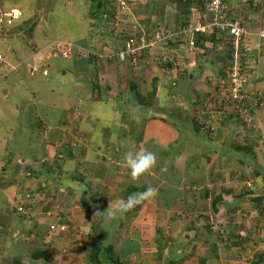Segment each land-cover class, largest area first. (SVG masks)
<instances>
[{
  "label": "rangeland",
  "instance_id": "rangeland-1",
  "mask_svg": "<svg viewBox=\"0 0 264 264\" xmlns=\"http://www.w3.org/2000/svg\"><path fill=\"white\" fill-rule=\"evenodd\" d=\"M124 1L127 2L126 8L128 9L127 13L129 15L121 18L119 22L117 20H112V14L114 12H119L122 7L116 3V0H0V4L3 7L11 8L21 6L19 18L10 23L6 22L5 26L0 30L4 38H0V53L5 57V50L10 51L13 49L11 47L12 45H15L16 48L14 50L18 52H25L28 50L31 58H33V53L39 51L42 57L41 61H38L39 58L32 59V65L39 66L41 64V72L43 71L46 73L43 65L44 63H41L43 60L51 63L69 62V58L49 59L53 58L48 54L50 53L49 47L54 42L70 41L67 39L75 41L79 39L76 34L82 32V34H86L84 36L87 44H90L89 46L87 45L88 50L101 51L105 49L108 53H112L122 46L124 39L129 37L130 34L136 38L142 33L141 30H145V32L147 30L149 33L152 29L157 27L168 28L180 26L184 17L192 13V10L188 9L189 4L185 0ZM232 3L236 5L234 0ZM238 4L239 8L237 7V10H235L237 15L249 26L253 28L256 27L260 21L258 3H256V1L254 2V0H239ZM22 6H24V9ZM249 15H251V17H248ZM119 17L122 16L119 15ZM65 26H69V29H66V36L61 35V30ZM105 47L109 48L107 49ZM3 48L5 49L4 51ZM216 52L217 51L209 52V58L205 60L206 64L204 63L203 66L201 65L202 70L198 73L199 76H197L198 79L196 80H190L187 71H184V75L178 73L175 64L169 61L164 62L162 59H153L152 57L158 55L157 50L153 51L151 54L152 57L146 56L143 62H138V64H140L139 66L137 65L138 69L130 64L120 63L117 59H103L105 64L99 65L101 67L100 70H104L106 66L107 70L105 69V75L100 77L99 82H101V88L97 84V87L94 88L95 90L93 89L95 100H103L102 97H104V99L111 101L113 108L116 105L114 108L115 114H117L118 109L123 108L122 103L125 101L127 102L124 103L125 108L124 111H122V114L125 116L122 118L120 124L123 126L119 127L116 134L112 136V146L103 150V154H101L103 160L101 158V160L91 159L95 162L100 161L101 165L95 168L93 167L94 164L91 162L92 167H90L89 172L86 173L88 177L86 190L88 191H86V195L84 193L80 194L83 196L81 205L88 209V222L90 223L91 232L92 234L94 233V235L97 233L95 238L92 239V241H94L97 238V243H95V241L90 242L91 239L87 241V245L90 244L92 250L95 246H97L96 248L99 247V249H101L103 244H105L106 247L108 246L106 242L109 237L100 236L98 232H103V223H105L107 232L111 233V225L115 221L114 219L109 220L105 214L107 208L113 204L107 207L103 205L104 202L114 201L115 199L111 197L107 200L106 195L104 197L99 196L97 199L95 198L96 194H94V188L97 185L95 177L97 178L100 173H104L103 175L106 177L104 179L106 180V174L109 169H112V173H115L117 176L128 178L131 173L128 167H124L126 166L124 163L125 155L144 149L148 150V139L144 142L146 138L156 137L158 139V137H161V139H163L167 134H171L172 131L175 137H173L171 141L168 140V143L163 145H155L157 147L156 151L152 150V152H156L155 155L157 157L154 167L158 170L154 172L155 175H158L161 179H187L188 182H185V185H188L190 180H192V183H199L200 181L198 182L196 179L198 177H201L203 180L207 178L208 180H206L203 187L213 192L212 196L219 190L220 184L225 183L226 185H230L228 189L226 188L229 194L231 192L233 193L235 190L238 195V190H240L239 194L246 195L247 197L244 204L253 205V208L246 207V209H239L237 207L234 211L236 213L238 212L237 210H242L240 215L244 218L242 224L244 223L245 225L247 223L248 225L251 222L252 225H256L257 222L264 220V217H262L264 216V50L257 52V58H261H259L260 64H258V68L256 69L258 73H256L255 76H257L256 78L255 76L253 77V81L249 86L248 91L251 95V99L246 103L247 107L245 109L240 106V104L233 106L224 101H219L220 95L214 82L221 79V75L225 72L226 65L222 55ZM81 53L85 56L87 55L85 51H81ZM26 55H23V57L21 56V59H25L24 57H26ZM89 56L93 57L95 60L97 59V55L89 53ZM19 58L20 57H16L15 60L13 58H9L8 60L7 58V60L12 64L17 62L21 63L17 70H19L22 75H25L24 79H26L27 66H31L30 60L23 62ZM178 58L179 55L177 56V59ZM213 58L215 60L217 59L220 63L216 62V64L211 65ZM7 60L6 62L8 63ZM174 60L178 62L176 57ZM0 66H5V63ZM32 68L31 66L30 70H32ZM80 69H82V67ZM8 70L15 71L16 69L11 70L6 66L3 67L2 71L6 72ZM84 70L86 73L88 72L87 69ZM11 76H14V73L10 74V76L6 75L0 80V85H4L3 89H8L6 99L2 100L0 97V138L3 134L7 135V129L12 121L10 115L5 113L7 110L6 105L8 104L10 107L16 108V106L22 105V103L17 102V99L24 96L23 99L27 100L28 103L26 106H21L20 111L17 112L20 117L18 123L34 126L31 129L33 132L30 133V135L35 136L33 140L35 144L32 149L33 152L29 154V156L18 158L16 156L14 157V153L17 152V146L15 144L17 137L15 139L11 134V138L15 141L13 143L9 140L10 142H8L7 139V142L3 145L5 150H3L4 147L1 146L0 142V154L3 150L5 155L2 157L8 155L6 163V159H0V163L3 162L6 168L4 170L5 172L0 171V185L7 186L4 184L6 179L4 175H8L11 170H14L19 165V173H22L20 175L21 181H15L16 184H18L16 186L18 194L29 193L30 196H32L29 200L31 201V198L34 197V200L37 201L38 204L39 201H46L47 199L43 198L42 200H37V198H35V193H45L42 190L49 188L52 201L62 206L65 204L66 199L70 201L75 199L74 195L69 193V191H71L69 184L73 181L69 179H71V176L74 177V174L67 177L63 172H60L64 168L62 169L55 165L52 166L50 164L52 161H50L49 158L46 159L44 156H36L34 152L37 151L36 147L39 148L41 146L40 148L42 149L43 147L44 150L45 146H48L49 149H47L46 154L48 157L54 158L53 160H55V162L60 161L64 154L67 157H71L74 164L79 162L80 159L82 160V157L85 156V151L83 149L86 148L79 147V143L85 141V135H88L86 129L84 131L81 129V127L84 126V124L82 125L81 123L83 114L78 116L75 125L71 128L73 131L70 132L71 137L79 132L77 145L75 147L73 144L65 146L66 143L64 142H66V139L58 141L56 137L49 133V131H51L48 128L49 125L56 123L54 116H52L53 114L43 118V111L37 113L38 116L35 113L37 112L35 106L38 107L39 99L46 101L48 98L49 93H47V86L43 85L45 92L43 90L41 92V89L39 90L41 87H38V89L35 88L36 84L34 87L30 86V80L27 84H24L25 86L20 84V82L18 83L17 80H15L16 82L13 84L10 79ZM86 76L87 83L84 82L85 86L90 82V76ZM33 80L34 79H31V81ZM103 82L109 83L111 89L103 84ZM53 85L60 86V84L56 83ZM15 86L20 89L17 90ZM3 89L0 90L2 91ZM101 90H105V92L102 93ZM35 100H38L37 104H35ZM115 102L116 104H113ZM40 108H43V105H41ZM44 108L46 107L44 106ZM140 111H143L145 116L149 117L152 115L153 117H151L148 122L142 123L139 119H142V113ZM34 113L35 115L32 116ZM109 114L110 103L104 101L101 106L94 103L91 109H89V114L87 112L85 113V121L89 116V119L94 122V125L92 123L87 124L89 126H95L96 118L100 128H102V125L108 123ZM130 115L133 116L130 117ZM16 119L17 117L14 116V122H16ZM170 122L172 125L171 127L169 125ZM75 126L76 132L74 130ZM18 127L13 128L17 133L22 129ZM108 127L109 126H105L104 128L105 134L103 136L106 140H110L111 136V131H109ZM69 130L70 127L68 128V131ZM20 134H24V132ZM15 136L14 134V137ZM69 137L70 136H68V138ZM3 141H5V139H3ZM100 141L101 140L98 142L100 143ZM60 144H62L61 147ZM73 147L74 149H72ZM18 152H20V149ZM59 153H61V156ZM178 156L179 159L181 158V162L178 161L175 166L172 163L170 164L173 158H177ZM11 159L12 162H10ZM16 162L17 166H15ZM50 165L52 166L51 170ZM106 165H110V167ZM52 169H54V171H52ZM175 169L180 172L181 175H179L181 178L176 175L172 176ZM214 174H220L218 179L216 178V182H214V179H210ZM1 175L3 177H1ZM91 181L94 182L93 185L90 184ZM110 183L112 182L110 181ZM248 183H250V185H247ZM101 187L100 189H96V193L102 190L104 186ZM109 189L110 186L107 185L105 190ZM111 190L116 192V194H124L125 196L132 191L129 186L126 188L123 186V181L118 184L113 183ZM106 194L108 195V193ZM92 196L93 198L91 199ZM17 197L20 196L18 195ZM93 199V203H90V200ZM95 200H98V203L102 206L95 207L93 205L95 204ZM32 204H34L33 200L32 203L30 202L29 208H31ZM38 205L40 206L41 204ZM138 206L139 205L130 212L125 213L122 217L118 216L116 219L124 222L129 221L128 226L131 225L133 219L136 223H139L138 220H142V213L138 210ZM40 208L41 207H38L37 210ZM3 209H5V213L0 215V223L4 222L7 225H0V237H2L6 243L9 241L10 243L8 245L5 243V245H7L6 251H2L3 248L0 242V253L2 252L3 255L11 257L19 255L32 256L35 250L29 245L21 247V241L20 243L14 241L15 243H13L11 233H9L10 230L8 229V226L11 225V221L9 220L10 215H15L17 220L23 215H20L17 209L13 211L12 204L3 207ZM233 209L234 208L230 207L228 211L234 213L232 212ZM178 211L179 213L175 214L177 218L181 217V211ZM145 214L149 216L150 214L155 215L157 213ZM158 214L160 218L167 219L168 222H166V226L171 224V217L169 214ZM68 218L69 216H67L65 212L64 214H60L59 212L57 216L60 223H67L66 220H68ZM237 219L238 217L235 220ZM132 228L131 230H126V232L137 231L136 226ZM167 229L168 227L159 231L156 230V235L159 232L167 236ZM18 232L20 234V231ZM22 233H24V231H22ZM214 233H216V236L217 234H221V237L223 235V238L225 236L220 229H216ZM28 234L30 235V233ZM29 235L26 234V236H23L24 238L22 237L21 239H23V242H28L32 245L33 243L31 240L26 241V237H31ZM217 238L220 241V237L218 236ZM100 240H102V243H100ZM151 246L155 247L156 250L149 248L148 253L151 251L153 256H158L160 251H162L161 246H155L154 242L151 243ZM91 251H89V254ZM108 254L110 255L111 252ZM257 257L258 256H252L250 263H252V259L254 258L253 263L264 264V256H261L259 259ZM255 258L257 260H255ZM13 261L14 258H12V262L7 264H14Z\"/></svg>",
  "mask_w": 264,
  "mask_h": 264
},
{
  "label": "crops",
  "instance_id": "crops-1",
  "mask_svg": "<svg viewBox=\"0 0 264 264\" xmlns=\"http://www.w3.org/2000/svg\"><path fill=\"white\" fill-rule=\"evenodd\" d=\"M22 7L24 9V6ZM7 8L8 7H3L0 4V9L3 10ZM18 8L21 10V6H19ZM248 17L251 16L249 15ZM187 19L184 17L183 21ZM66 29H69V26H65L62 28L61 35L66 36ZM84 35L86 34H82V32H79V34H76L79 39L75 41L72 39L67 40H72L74 43L76 42L75 44H77L81 48H87V45L89 46L90 44H87ZM1 37L3 38V34L0 32V38ZM11 47L13 48H10L12 51H6L3 48V51L5 50L4 53L6 54L5 57L1 53L6 60L7 58L8 60L9 58H13L15 60L16 57H20L19 59H21V56L23 57V55L27 54L26 57H24L25 59L21 60L23 62L30 60L31 66L33 68L32 70H30L31 66H27L28 68L26 70V79H24L25 75H22L19 70H8L6 72L2 71L3 67H6L5 65L0 68V80L4 78V76H10V74L14 73V76H11L10 78L13 84H15V80H17L18 83L20 82V84L24 85L25 83L27 84L30 80V86L34 87V85L36 84L35 88L38 89V87H41L39 88V90L41 89V92L42 90L44 91L43 85L47 86V93H49L48 98L46 99V101L39 99L38 107L35 106V110L37 111L35 113L37 114L43 111V118H46V116L53 114L52 116H54V120L56 121V123L49 125L48 128L51 130L49 131V133L50 135L56 137L58 141H60L61 139H66V142H64L66 143L65 146L73 144V146L75 147L77 145V140H79L77 139L79 132H77L75 136L72 137L70 132L73 131V129L71 128L75 125L79 115L83 114L81 123L82 125L84 124V126L81 125V129L83 131L86 129L88 135H85V141L79 143V147L86 148L83 149L85 151V156L82 157V160L80 159V161L75 164L73 162V159L71 157L65 156V154L62 155L63 158L60 161L55 162V160H53L54 158L48 157V155L46 154L47 149H49L48 146H45L44 150L43 147L42 149L40 148L41 146L39 148L36 147L38 152H34L36 153V156H44L46 159L49 158V160L52 161V163H50L52 166L55 165L62 169L64 168L60 172H63L64 175H67V177H70V175L74 174V177L71 176V179H69L73 180L72 183L69 184V187H71V191H69V193H72L75 199L72 201L66 199L65 204H63L62 206H59V204H56L52 201L50 197V189L48 188L42 190L45 193H35V198H37V200H42L43 198L47 200L39 201L38 204H41L39 206L37 204V201H35L33 197L31 199L33 200L34 204H32L31 208H29L30 202L32 203V200L30 201L29 198L32 196H30L29 193L18 194V191L16 189V186L18 185L16 184V182L17 180L21 181L20 175L22 174L21 172L19 173L20 167L19 165L17 166V162L16 165H14L17 166L18 169L15 168L14 170H11L8 175H4L6 178L4 184H6L7 186L0 185V215H2V213H5V209H3V207H6L9 204H12L13 211L17 209L18 206H24L27 209L26 213L20 214L23 216L18 220L16 219L15 215L9 216L11 225L8 226V229L10 230L9 233H11V239H13V243H15L16 241L20 243L21 241V247L24 245H29L35 250L34 252L40 251L47 253V255L50 256V259L46 260L44 257L35 258L33 255H19L11 257L3 255L1 252L0 264H7L9 262H12V258H14V264H255L253 263L254 258L252 259V263H250L252 256H258V259L261 258V256H264V220L257 222L256 225H252L251 222L248 225L247 223L244 225V223L242 224L244 218L240 216L242 210H237L238 212L236 213L234 212L237 207L239 209H246V207L253 208V205L251 204H244V201L247 200V197L246 195L239 194L240 190H238V195L236 194L235 190L233 193L231 192L229 194L227 189L228 187H230V185L222 183L219 185V190L215 193L214 196H212L213 192H210L205 187H203L206 180H208L207 178L203 180L201 179V177H198L196 179L198 180V182L200 181L199 183H192V180H190V185H185V182H188L187 179H182L180 176V172H178L176 169L175 172H173L172 176L176 175L177 177H180L181 180L178 178L180 180V183L179 180L176 179H161V177L155 175L154 172H156L158 169L154 167L148 172L141 175L139 178H133L131 174L128 178L117 176L115 173H112V169H109L110 173L108 171L109 174H106V180L104 179L106 178L103 175L104 173H100L97 178L95 177V181L97 184L94 188V194H96L95 198L97 199V197L99 196L104 197L106 195L107 200L111 197L115 199L114 201L104 202L103 205H105V207L111 204H113L111 206L114 207L119 199L126 198L131 193L143 191L148 187L155 188L157 190V195L138 206V210H140V212L142 213V220H138L139 223H136L133 219L131 225L128 226L129 221L124 222L119 221L118 219H114L115 221L111 225V233L107 232L106 224L103 223V232L100 231L98 233L100 236H106L107 238L109 237L106 242L108 246L106 247L105 244H103L101 249H98L96 253L97 259L91 260L89 251H91L92 249L90 247V244L87 245V241L88 239H91L90 242L95 241V243H97V238L92 241L97 233L94 235V233L92 234L91 232L90 223L88 222V209L81 205L83 196H81L80 194L84 193L86 195V191H88L86 190V182H88L86 173H88L90 167H92L91 162L94 164L93 167L95 168L96 166L99 167L101 165L100 161L95 162L91 159H102L101 154H103V150L107 147L112 146V136L116 134V131L119 129V127L123 126L120 123L122 121V118L125 116L122 114V111H124V103H126L127 101L122 103L123 108L118 109L117 114H115L114 108L116 107V105L113 108L111 105V101L104 99V97H102L103 100H95L94 88L97 87V84L101 88V82H99L100 77H103L105 75V69L107 70V66L104 68V70H100L101 67L99 65L105 62L103 61V59L97 58L98 60H95L93 59V57L89 56V54L85 56L81 53L80 49L79 53H76L74 56L68 57L69 62L64 61L63 63H51L49 61L45 62L46 60H43V62L41 63H44V69L46 70V73H44L43 71L41 72V64H38L39 66L32 65L33 61L28 50L25 52H18L14 50L16 48L15 45H12ZM105 48L108 49L109 47ZM102 51L107 53L105 49H102ZM188 55L192 59H195V64H197V66L193 69L191 75H188V78L190 80H196L198 79L197 76H199L198 72L200 73L202 70L201 65L203 66V63H206V61L203 62V56L201 57L198 54ZM206 56L207 58H209V53L206 54ZM41 58L42 57L39 56L38 61H41ZM59 58L62 57H53L49 59L55 60ZM185 60L189 62V57ZM216 62L220 63L217 59L215 60L213 58L211 65L216 64ZM17 64L20 65L21 63L17 62ZM81 67L83 70L80 69ZM9 69L11 68L9 67ZM84 69L88 70V74ZM178 73L184 75L183 72L178 71ZM86 75L90 76V82H88L87 86H85V83H87L85 78L87 77ZM31 79L34 80L31 81ZM54 83L60 84V86L53 85ZM103 84L110 88L109 83L103 82ZM3 87V84L0 85V89H3ZM16 89L19 90L20 88L16 87ZM101 92L104 93L105 90H101ZM7 94V88L3 89L2 91L0 90V97L2 100L6 99ZM23 97L24 96L17 99V102L22 103V105L20 104L16 106V108L12 106L10 107V105L8 104L6 105L7 110L5 111V113H8L7 115H10L12 121L11 125L7 129V135L3 134V136L0 138L1 146L4 147L3 145L7 142V139L8 142L11 141L14 143L15 140L13 138L16 139L17 137L15 141L17 152L14 153V157L16 156L18 158L29 156V154L33 152L32 149L34 148L35 144V141H33L35 136L30 135V133L33 132V130L31 129L34 126L18 123L20 117L17 112L20 111L21 106H26L28 103L27 100L23 99ZM104 101L110 103L108 123L102 125L103 127L100 128L98 120L95 118V126H89L87 123H92L94 125V122L89 119V116L85 121V113L87 112L89 114V109H91L94 103L101 106ZM35 102V104H37L38 100H35ZM113 104H116V102ZM41 105H43V108H40ZM44 106L46 108H44ZM111 107L113 111L111 110ZM140 112L142 113L143 120L139 118L138 115L137 117L142 123L148 122L150 118L153 117L152 115L149 117L145 116L143 111ZM35 113L32 114V116L35 115ZM14 116L17 117L16 122H14ZM132 116L133 115H130V117ZM169 125L170 127L172 126L171 122ZM18 126H20L25 131H23L22 129L18 133L14 131L13 128ZM105 126H109L108 129L109 131H111L110 140H106V138H104L103 136L105 134ZM69 127L70 130L68 131ZM75 129L76 126L74 130ZM76 131L77 130H75V132ZM21 132H24V134H20ZM11 134L13 138H11ZM14 134L16 135L15 137ZM68 136L70 137L68 138ZM173 137H175V134L172 131L171 134H167L166 137H163V139H161V137H158V139L156 137H148L144 142H146L148 139V150L152 152V150L156 151L157 147L155 145H163L165 143H168V140L171 141ZM3 139H5V141H3ZM99 140H101L100 143L98 142ZM61 146L62 144H60V147ZM74 147L72 149H74ZM19 149L20 152H18ZM3 150H5V147L3 148ZM3 150L0 154V159H6V163L8 155L2 157L5 155ZM155 151L153 153H156ZM59 154L61 156V153ZM178 161L181 162V158L179 159V156L177 158H173L170 164L172 163L175 166ZM10 162H12V159ZM2 165L3 162L0 163V171L5 172V164L3 166ZM51 165L50 170L52 168ZM106 166L110 167V165ZM124 167L127 168V166ZM52 171H54V169H52ZM219 175L220 174H214L212 175L213 177H210V179H214V182H216V178L218 179ZM1 177L3 176L1 175ZM110 181L112 183H110ZM121 181H123V186H125V188L129 186L132 189V191H130V193H127L126 196L124 194H116V192L113 191L114 188L113 190H111L113 183L118 184ZM93 183L94 182L91 181L90 184L93 185ZM107 185L110 186L109 190H105ZM101 186H104L103 189L97 191L96 193V189L102 188ZM106 193H108V195ZM18 195L20 197H17ZM93 196L91 197V199L93 198ZM93 201L94 199L90 200V203H93ZM37 205L38 207H41L39 210H37ZM93 205L95 207L102 206L98 203V200H95V204ZM230 207L234 208L232 211L234 213L228 211ZM31 209H33L35 212ZM178 210L181 211V217L179 218L175 217V214L179 213ZM63 211L67 216H69L68 220H66L69 226L68 229L65 231L56 230L52 232L49 229V226L51 224L60 223L59 219H57V216L59 212L60 214H64ZM145 213L157 214H150L148 216ZM158 213L169 214V216L171 217V224H169V226H166V222H168L167 219L160 218ZM105 214L107 215V212H105ZM237 217L238 219L235 220ZM0 225L6 226L7 224L3 222L0 223ZM134 226L137 227V231L126 232V230L133 229L132 227ZM167 227V236L163 233L160 234L159 232V234L157 233L156 235V230L159 231ZM216 229L222 230V234H225L224 238L223 235L221 237V234H217L216 236L217 232L214 233ZM18 231H20V234ZM22 231H24V233H22ZM28 233H30V235ZM26 234L31 236L26 237V239L28 241L31 240L33 246L31 245V243L27 242V244L23 242V239H21L23 236L25 237ZM218 236L220 237V241L217 238ZM2 239L3 238L0 237L1 246L3 248L2 251H6L7 245L10 243V241L6 243L5 240L3 239L2 241ZM153 242L155 243V246H161L162 251H160V254H158V256H153L151 251L148 253L149 248H152V250H156L155 247L151 246V243ZM5 243L7 245H5ZM100 243H102V240H100ZM109 251L111 252L110 255L108 254L110 253ZM255 260L257 259L255 258Z\"/></svg>",
  "mask_w": 264,
  "mask_h": 264
},
{
  "label": "built area",
  "instance_id": "built-area-1",
  "mask_svg": "<svg viewBox=\"0 0 264 264\" xmlns=\"http://www.w3.org/2000/svg\"><path fill=\"white\" fill-rule=\"evenodd\" d=\"M185 1L189 4L188 9L192 10V13L187 16L186 23H180V26L177 27H157L149 33L147 30L146 32L141 30L142 33L136 38L130 34L115 52L91 51L88 48H81L72 41H65L54 42L49 47V55L68 58L79 53L81 49V51L85 50L87 54L97 55L98 59H117L121 63L125 62L138 69L140 65L138 62H143L146 56L152 57L151 54L154 50H157L158 55L152 57L153 59L175 62L174 58L176 57L178 61L175 62L176 65H186L185 59L189 57L190 66H194L196 61L188 54L203 56L202 60L205 62L207 59L205 54L217 51L216 53L221 54L224 58L226 65L221 79L214 82L220 95L219 101L233 106L240 104L245 109L246 103L251 99L248 91L249 86L255 74L258 73L256 69L260 64L257 52L264 50V0H254L259 3L260 17V21L254 28L235 12L239 0H234L236 5H233V0ZM116 3L122 7L119 12L112 14V20L120 22L121 18L129 15L126 8L127 2L116 0ZM19 15L18 7L0 9V30L6 22L17 20ZM39 56L40 52L37 51L33 53L32 59H37ZM4 61V57L0 53V63ZM214 83L212 82L213 85ZM18 210L24 211V207L18 206ZM68 227V224L63 222L51 224L49 229L65 231Z\"/></svg>",
  "mask_w": 264,
  "mask_h": 264
},
{
  "label": "clouds",
  "instance_id": "clouds-1",
  "mask_svg": "<svg viewBox=\"0 0 264 264\" xmlns=\"http://www.w3.org/2000/svg\"><path fill=\"white\" fill-rule=\"evenodd\" d=\"M186 19H187V16H186ZM184 22L186 23V20L183 21L182 23H184ZM3 63H5L6 66L10 67L11 70H13V69L17 70L20 66L17 63L9 64L6 62V60L4 62L0 63V65ZM123 63H125V62H123ZM173 64H175V63L173 62ZM196 66H197V64H195L194 66H190L189 62H187V61H186V65H176L175 64V67H177L179 72L184 73V71H187L188 75H191V73L193 72V69ZM0 68H1V66H0ZM156 160H157V157H156L155 153H153L147 149H144L142 151H137L135 153H129V154L125 155V157H124V163L126 164L128 169L130 170L131 176L133 178H139L141 175H143L144 173L151 170L155 166ZM156 195H157V190L153 187H148L143 191L131 193L126 198L119 199L116 202V205L114 207L109 206L107 208V218L109 220H111V219H116L118 216L122 217L125 213L131 211L137 205L143 204L145 201L154 198ZM17 210H18V207H17ZM18 212L20 214L26 213L27 209L24 207V211L18 210ZM104 212H97V213H104Z\"/></svg>",
  "mask_w": 264,
  "mask_h": 264
},
{
  "label": "trees",
  "instance_id": "trees-1",
  "mask_svg": "<svg viewBox=\"0 0 264 264\" xmlns=\"http://www.w3.org/2000/svg\"><path fill=\"white\" fill-rule=\"evenodd\" d=\"M258 5H259V3H258ZM256 7H257V4H256ZM185 18H186V16H185ZM186 22H187V20H186ZM184 23H185V22H184ZM174 61H175V60H174ZM169 62H171V63L173 64L172 61H169ZM96 247H97V246H95V248H96ZM95 248L90 252V255H89V256H91V260H95V259H97V257H96V253H97L99 247L96 248V249H95ZM32 255H33L35 258L44 257L46 260L50 259V256H48L47 253H45V252L36 251V252H34Z\"/></svg>",
  "mask_w": 264,
  "mask_h": 264
}]
</instances>
